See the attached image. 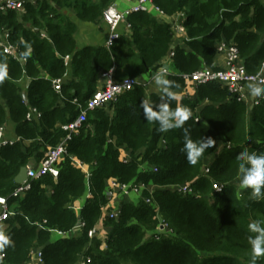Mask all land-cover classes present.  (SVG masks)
<instances>
[{
    "label": "trees",
    "instance_id": "trees-1",
    "mask_svg": "<svg viewBox=\"0 0 264 264\" xmlns=\"http://www.w3.org/2000/svg\"><path fill=\"white\" fill-rule=\"evenodd\" d=\"M114 1L27 0L21 12L0 10V35L9 32L19 58L0 49L6 73L0 79V126L11 120L18 137L0 150V197L7 198L13 214L4 222L10 243L0 251V263L28 264L39 249L44 264L82 259L91 264H251L248 237L260 233L250 232L248 225L258 222L264 228V198L257 200L240 187L237 157L246 149L264 153V99L249 108L215 82L196 86L194 100L147 94L146 87L136 86L109 106L89 111L67 142L58 178L34 179L24 197H13L21 169L42 163L70 135L63 127L87 108L103 74L114 71L117 81L149 78L173 53L172 67L179 75L166 77L170 83L164 87L176 94L186 88L182 76L203 68L219 70L215 60L222 42L237 47L249 74L261 72L264 0H152L163 16L132 14L130 35H122L110 49H79L77 22H101ZM179 14L184 15L185 36L183 45L173 49V24L165 18ZM61 78L57 93L53 81ZM24 80L31 81L25 90L28 102L19 85ZM144 103L158 115L167 105L170 111L187 108L191 116L182 127L162 132L159 119H146ZM33 111L37 114L29 120ZM187 139H212L214 144L190 165ZM72 158L89 169V177ZM111 182L142 189L138 202L123 196L113 219ZM214 184L223 186L222 192L216 193ZM185 185L192 193L177 191ZM80 200L85 203L77 212ZM80 224L72 237L54 239L52 231L70 233ZM100 225L109 233L103 240L91 238ZM161 226L168 233L157 235ZM257 264H264V255Z\"/></svg>",
    "mask_w": 264,
    "mask_h": 264
},
{
    "label": "built area",
    "instance_id": "built-area-1",
    "mask_svg": "<svg viewBox=\"0 0 264 264\" xmlns=\"http://www.w3.org/2000/svg\"><path fill=\"white\" fill-rule=\"evenodd\" d=\"M27 0H0V10L1 11H22L24 4ZM135 5L127 10H120L115 5L110 6L103 14V21L109 27V35L106 41V47L110 49L119 39L122 37V33L120 32V27L122 25L125 26L127 30H130V24L128 23V18L135 13L140 12H156L159 15L163 16V13L160 12L158 8H156L152 2V0H134ZM180 20L173 24V30L175 32V37L178 35L185 34V28L183 26L184 23V15L179 14ZM10 34L9 32L5 31L0 35V49L10 58L19 59L18 58V49L13 46L10 41ZM218 53L225 54L227 67L224 69L213 70L210 68H203L196 73L188 76H182L185 80L186 86L192 85H202L211 82H215L221 84L222 86L226 87L228 91L235 95L240 102H246V89L248 88L247 85L249 82L256 83L257 80L260 78H264V73L261 71L257 75L249 74L242 63L240 58L239 51L237 47L233 44H228L222 42L218 45ZM173 53L169 55V59L173 58ZM26 62V60L21 59V61ZM65 65L67 67L70 66L71 57H65ZM168 60V59H167ZM264 67V65H263ZM166 68V66L161 65V67L151 75L148 80L145 79H138V78H131L128 77L122 81H117L115 79L114 71H110L102 75V85L97 91L94 93L92 98L88 101L87 108L82 109L78 118L74 120L72 123L63 127L64 130L69 131L70 135L60 143L57 147L51 149L42 163H40L38 168H28V181L24 184L18 186L13 193V197L15 198H22L26 195V193L31 189V182L34 179H38L45 175H51L54 179H57L60 173L59 166L67 155V142L71 139L72 134L76 133L78 129L81 127L83 123L87 121L89 111H94L99 108H105L110 104L116 102L118 98L122 95L132 91L136 86H144L149 87L152 82L155 80L152 77L161 69ZM0 69L3 70L2 66L0 65ZM164 77L170 76V72L167 69L166 73H163ZM66 77V76H65ZM64 77V78H65ZM64 78L57 79L53 81L54 90L57 93L62 91V86L64 83ZM264 87V85H261ZM264 96L259 98V102L255 101V105H258ZM37 114V112L33 111L28 115V119L31 120L33 115ZM6 134V126H0V150L8 145H14L17 141L12 140L8 141L5 137ZM72 161L85 170L87 177L90 176L88 168L84 167L82 163L72 158ZM157 172V169L154 170ZM206 174H209V168L205 171ZM213 189L216 193H220L223 190V186L219 184H214ZM141 187L132 188L130 186H120L116 182H111L109 185L108 196L111 202V206L113 207L110 215V218H117L119 216V207L118 201L119 198L122 196H129L131 193L140 194ZM177 191L182 194H189L192 193V189L189 185H185L182 187H178ZM0 225L4 223L9 217L13 214L8 207L7 198L0 197ZM76 210H81L80 207H76ZM82 224H80L77 229L71 231L70 233H61L58 231H52V233L60 238L72 237L77 231L81 228ZM167 226H161L158 229L157 235H160L159 232H167ZM97 235V230L89 233L91 238ZM156 235V236H157ZM55 237V236H54ZM4 256L0 258L2 260ZM44 264L43 254L40 250H35L32 254L31 260L29 264ZM1 264V263H0ZM78 264H91L90 259H82Z\"/></svg>",
    "mask_w": 264,
    "mask_h": 264
},
{
    "label": "clouds",
    "instance_id": "clouds-1",
    "mask_svg": "<svg viewBox=\"0 0 264 264\" xmlns=\"http://www.w3.org/2000/svg\"><path fill=\"white\" fill-rule=\"evenodd\" d=\"M264 72V67L261 68ZM166 68H161L153 77L158 85H167L170 82L162 75L166 73ZM6 74L0 69V79ZM258 82H249L247 87L249 89V95L259 102V98L264 96V78L257 80ZM174 83V82H172ZM163 92H167L172 98H176V94L171 92L168 88L162 89ZM144 112L146 114V119L148 121H156L159 119L162 122L163 127L159 131L166 132L169 129L180 128L187 121L191 112L187 108H176L175 110H169L167 105L162 106L161 114L158 115L152 110L151 105L148 103L142 104ZM173 117L172 122H169L168 116ZM214 141L208 139L206 142L201 141L194 143L190 139L186 140L185 151L187 153V161L190 165H195L198 162L199 157L202 155L206 148L212 147ZM240 163L239 172L241 174L240 187L242 189H250L251 196L257 200L264 198V153L257 154L255 152H249L247 149L240 153L237 157ZM250 232H259L255 239L251 236L248 237V242L251 245V264H257V259L264 255V228L258 227V222H253L248 225ZM10 240L8 236L0 232V251L3 250L5 245H8Z\"/></svg>",
    "mask_w": 264,
    "mask_h": 264
},
{
    "label": "crops",
    "instance_id": "crops-1",
    "mask_svg": "<svg viewBox=\"0 0 264 264\" xmlns=\"http://www.w3.org/2000/svg\"><path fill=\"white\" fill-rule=\"evenodd\" d=\"M135 2L136 1H134V0H115L113 5H115L120 10H127V9L133 7L135 5ZM73 16H74V14H73ZM179 20H180L179 15L174 16L173 18H165V21L170 23V24H175ZM119 30L123 35H126V36L130 35V30H127L124 25H122V27H120ZM109 32H110L109 27L106 25V23L103 20H101V22H97V23H85V22L78 21L77 22V32L75 34L77 46L79 49H83L86 47H106V41L108 39ZM184 36H185V34L184 35L183 34L178 35V37L177 36L175 37L174 45L172 47L173 49L175 48V46L183 45V37ZM163 64H164V66L167 67V69L169 70L171 75H179L177 73V71H175L173 69L172 59H169V56L162 61L161 65H163ZM215 64L219 69L226 68L227 62H226L225 54L218 53L216 60H215ZM69 68L70 67H68V69ZM68 74H69V76L72 75V69H70L68 71ZM66 76H67V74H66ZM145 80H148V78H145ZM28 82H29V80H24V81L19 83V85L23 87L22 96L23 95L27 96V92L25 90L30 85V84H28ZM98 88H100V86ZM164 88H165L164 85H158L156 83V81H154L151 83V85L149 87L146 88V91H147V94L156 93L159 95H163V94L167 93V92L162 91V89H164ZM192 90L194 91L193 93L191 92ZM196 95H197L196 85L186 86V88L183 91L176 93V96L179 100H180V98L194 100ZM179 96H180V98H179ZM255 101H256V99L249 95V89L247 88L246 89V102H245V104H247V106L249 108H252L255 105L254 104ZM16 128H17L16 124H14L11 120H9L8 123L6 124V134H5V137L8 141H12V140L18 141V137L16 135ZM126 157H128V156H126ZM39 165L40 164L32 163L28 167L38 168ZM88 197H89V195H88ZM120 200H121V197L119 198V201ZM84 203H85V200H80V201L76 202L75 206H78L81 208ZM77 212H80V211L77 210ZM6 230H7V226L4 225V223H2L0 225V232L6 234ZM96 230H97L96 236H99V238H101V237L105 238L106 235L109 233V230L106 228H103L102 225L98 226V228H96ZM54 236H55L54 239H58V238L60 239V237L57 236L56 234Z\"/></svg>",
    "mask_w": 264,
    "mask_h": 264
},
{
    "label": "water",
    "instance_id": "water-1",
    "mask_svg": "<svg viewBox=\"0 0 264 264\" xmlns=\"http://www.w3.org/2000/svg\"><path fill=\"white\" fill-rule=\"evenodd\" d=\"M37 32H38V30H37ZM21 62L23 64H25L23 60ZM28 84H30V81L28 82ZM23 98H24L25 102H28L26 95H23ZM27 181H28V168L24 167V168L21 169L20 173L15 178V183H16V186H20V185L24 184ZM0 212H1V210H0Z\"/></svg>",
    "mask_w": 264,
    "mask_h": 264
},
{
    "label": "rangeland",
    "instance_id": "rangeland-1",
    "mask_svg": "<svg viewBox=\"0 0 264 264\" xmlns=\"http://www.w3.org/2000/svg\"><path fill=\"white\" fill-rule=\"evenodd\" d=\"M192 93L194 92L193 90L191 91ZM179 98H180V96H179ZM182 98H180V100H181ZM123 198V196L121 197V199ZM127 198L129 199V200H132V201H138L139 200V195L137 194V193H131L129 196H127ZM118 202H120V201H118ZM101 239H103L102 237H101Z\"/></svg>",
    "mask_w": 264,
    "mask_h": 264
}]
</instances>
